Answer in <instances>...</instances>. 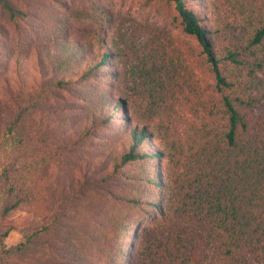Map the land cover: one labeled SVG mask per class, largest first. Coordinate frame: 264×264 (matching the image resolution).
I'll return each instance as SVG.
<instances>
[{
    "label": "trees",
    "instance_id": "1",
    "mask_svg": "<svg viewBox=\"0 0 264 264\" xmlns=\"http://www.w3.org/2000/svg\"><path fill=\"white\" fill-rule=\"evenodd\" d=\"M157 1L192 38L107 0H0V214L35 216L16 246L0 225V264H264V0Z\"/></svg>",
    "mask_w": 264,
    "mask_h": 264
},
{
    "label": "rangeland",
    "instance_id": "2",
    "mask_svg": "<svg viewBox=\"0 0 264 264\" xmlns=\"http://www.w3.org/2000/svg\"><path fill=\"white\" fill-rule=\"evenodd\" d=\"M46 2H51L52 0H41ZM67 2L73 3L75 0H66ZM110 8L118 14H125L136 17L140 20L150 21L152 23H156L161 25L162 27L168 29L169 31L179 34L182 36H188L183 32L182 27L179 23V19L177 18L176 13L172 9L171 5L161 2V1H153L146 7L142 5V0H107ZM192 38V37H191ZM73 163L78 162V158L75 155H72ZM77 165H70V168H56L51 167L48 170H45V175L49 178L47 185L50 187L49 189V197L52 198L54 195L63 196L64 194H68V190L65 186L67 181L69 180L68 173L71 176H75L77 173ZM67 190V191H66ZM90 194L89 190H82L81 188L75 194H70V203L72 205L80 206L77 211L78 213L77 219L80 222H88L89 221V204L90 199L88 195ZM58 199V197L53 198ZM85 203V208H82V204ZM82 206V207H81ZM74 208H71L73 210ZM88 216V217H87ZM35 216L33 213L18 209L5 216L0 214V225H6L12 227V231L10 235L6 239V243L8 246H16L19 243L25 240V231L27 228L34 222ZM147 222H151L150 219ZM58 241H53L48 246L44 247L43 256L49 257L50 252L52 250H58ZM41 261V253L34 255V261ZM24 264H28V261H25Z\"/></svg>",
    "mask_w": 264,
    "mask_h": 264
}]
</instances>
